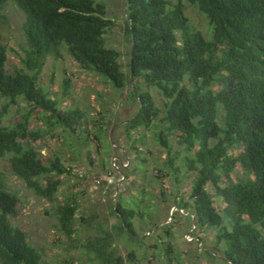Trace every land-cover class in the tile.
<instances>
[{
	"label": "trees",
	"instance_id": "1",
	"mask_svg": "<svg viewBox=\"0 0 264 264\" xmlns=\"http://www.w3.org/2000/svg\"><path fill=\"white\" fill-rule=\"evenodd\" d=\"M186 1L207 19L209 38L192 28L181 1L124 0L125 30L132 49L124 72L120 52L107 47L105 35L114 22L107 17L105 0H0V26L5 6L15 5L24 15L25 39L21 67L9 70L8 50L0 36V96L10 105L20 100L27 108L19 113L18 122L6 127L9 104L1 107L0 159H7L12 175L36 197L54 206L58 231L72 240L78 234V205L71 199L57 203L61 177L70 171L60 156L44 160L36 147L57 128L74 134L85 123L84 112L61 110L59 101L40 84L47 58L60 60L65 53L81 70L104 78L114 90L130 86L129 98L138 110L125 124V135L131 139L140 129H156L154 140L166 150L157 179L171 177L178 184L179 160L194 175L186 194L176 187L170 192L162 189L161 195L163 202L171 201L178 209L176 214L194 215L196 230L217 229L215 252L204 256L217 260L220 255L231 264H264V0ZM63 89L66 96L67 87ZM151 89L162 97V108ZM34 120L39 123L36 128L31 127ZM104 132L100 127L79 133L78 138L88 143L92 137L100 147ZM170 138L183 147V158L180 152L171 154ZM143 141V137L133 141L130 150L139 152L135 145ZM238 168L242 176L234 181ZM215 201L221 204L228 227ZM137 203L125 207L126 202L117 201L111 208L117 220L115 232L103 230L86 239L83 251L95 254L103 264H123L112 237L147 247L133 221L151 215L142 212V202ZM19 204L0 171V264H51L28 242L25 232L11 224ZM80 221L82 227L91 228L95 216ZM158 221L147 231L157 228L164 234L153 248L162 252L159 256L167 264H182L172 243L173 225L157 227ZM128 259L135 260L134 249ZM144 259L148 261L145 255Z\"/></svg>",
	"mask_w": 264,
	"mask_h": 264
},
{
	"label": "rangeland",
	"instance_id": "2",
	"mask_svg": "<svg viewBox=\"0 0 264 264\" xmlns=\"http://www.w3.org/2000/svg\"><path fill=\"white\" fill-rule=\"evenodd\" d=\"M169 1L172 3L181 1L192 28L209 38L208 21L196 6L190 5L186 0ZM105 2L107 17L114 22V27L105 35L107 47L120 52V63L124 72H127L130 44L125 30L124 0ZM4 14L5 20L0 26V36L8 50L7 68L13 70L21 67L20 59L25 48L22 33L24 15L13 4L5 6ZM102 79L81 70L65 53L60 60L47 58L41 73L40 84L51 97L59 101L61 110L74 108L85 114V123L77 128L76 133L69 134L57 128L50 137L36 143L44 160L58 155L70 171L61 177L63 183L57 193V203L61 204L67 199L77 203L78 219L75 228L78 234L71 240L58 231L54 206L36 197L21 180L12 175L8 161L4 158L0 159V171L9 190L20 200L16 217L10 218L11 224L23 230L28 242L51 264H103L95 254L85 253L81 245L86 239L99 236L103 230L112 234L115 232L117 220L112 216L111 208L117 201L126 202L125 207H135L139 205L137 202H142L145 205H140L142 212L150 214L151 219L148 216L143 221L136 218L133 223L138 237L146 240L147 247H138L127 242L124 237H112L116 255L123 257V264H167L165 257L159 256L162 252L153 248L156 240L164 237V234L156 231L157 228L147 232L153 226L151 224L158 220L173 225L172 243L177 253L180 252L182 264H223L219 262L222 260L220 255L217 256L219 261L204 256L206 252H215L217 229H207L201 233L193 226L189 212L178 211L179 214H176L178 209L171 201L163 202L162 189L170 192L177 187L181 193L186 194L194 175L187 173L179 160L176 162V165L181 167L178 184L175 185L171 177L156 178L158 174L156 170L162 168L166 158V150L154 140L156 129H140L133 132L132 138L128 139L124 126L136 114L138 104L131 102L129 98V85L117 91ZM64 86L68 91L66 96L63 95ZM150 92L155 98L156 105L162 108L163 99L158 91L151 89ZM18 103L10 105L8 100L0 96V109L9 104V113L3 121L4 126L10 127L18 122L19 113L27 111L24 103L20 100ZM37 112L35 111V114ZM38 124L34 120L31 127L36 128ZM100 127L105 130L102 146L99 147L92 137L88 143L78 138L79 133L94 132ZM141 137L144 138L143 144L135 145L140 151L130 150L133 141ZM170 144L171 154L180 152L182 153L180 159L183 158L185 155L183 147L177 145L174 138H170ZM141 158L146 160L144 164ZM137 166L139 171L135 172ZM241 176L238 168L233 180L238 181ZM132 182H137V185L131 184ZM147 206H154V209ZM215 206L219 212L221 211L223 225L228 227L221 204L215 201ZM92 216H95L93 227H82L80 218L89 219ZM96 225L102 226L103 229L98 230ZM223 247L220 246L219 250L222 251ZM131 249L135 250L134 261L128 259V252ZM195 249L203 255H197ZM144 255L148 261L144 259Z\"/></svg>",
	"mask_w": 264,
	"mask_h": 264
},
{
	"label": "water",
	"instance_id": "3",
	"mask_svg": "<svg viewBox=\"0 0 264 264\" xmlns=\"http://www.w3.org/2000/svg\"><path fill=\"white\" fill-rule=\"evenodd\" d=\"M125 14H126V9H125ZM131 51H132V49L130 50V53H131ZM192 216V221H193V223H194V215H191ZM164 223L165 222H162V223H160L157 227H159V226H162V225H164ZM156 228H154L153 230H155ZM218 256V255H217ZM222 260H224V261H226V262H228L229 264H231L229 261H227L225 258H222V257H220Z\"/></svg>",
	"mask_w": 264,
	"mask_h": 264
}]
</instances>
